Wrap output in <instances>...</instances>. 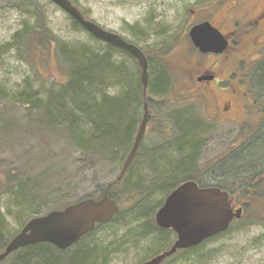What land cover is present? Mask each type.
<instances>
[{
	"label": "rangeland",
	"instance_id": "obj_1",
	"mask_svg": "<svg viewBox=\"0 0 264 264\" xmlns=\"http://www.w3.org/2000/svg\"><path fill=\"white\" fill-rule=\"evenodd\" d=\"M32 1L39 4L45 14L46 25L59 39L73 45L85 43L94 50L104 47L101 42H95L87 31L76 27L69 14L51 1ZM260 1L263 0L72 2L85 13L87 19L106 30L116 32L128 41L135 42L140 48L149 49L160 43L171 44L173 48L168 56L173 73V82L171 81L168 94L170 100L174 106L189 107L212 124L203 134L205 142L202 144L198 162L203 171L201 179L206 185L226 183L240 175L243 172L241 170L227 172L228 167L224 168V164L229 160L227 158L240 143L250 142L258 135L264 136V59L255 61L252 66L250 83L254 89L250 93L251 106L244 109V114L235 103L232 105L233 119H222L214 114L210 106L204 107L201 94L190 91L191 86L195 85L194 76L203 69H209V63L216 58L205 54L198 56L189 48L186 33L192 24L203 19L209 20L222 32H227L230 29L229 24L236 19L233 13L229 15L227 10L233 3L236 6L239 2H248V6L253 8ZM35 22L37 17L32 11L22 10L12 6L7 0H0V46H6L17 32L31 27ZM25 34L26 32L23 36ZM20 43L0 52V86L6 93L0 98V179L6 178V172L14 167L19 169L21 165L29 171L31 177H38L36 185L32 180L28 183V188L32 191L28 193L49 197L58 193L52 191L64 189L65 199L60 204L67 205L87 195L99 198L101 190L117 176L124 161L117 167L105 164L93 170L83 164L80 151L65 142L64 133L52 132L43 127L45 118L40 121V131H34L33 127L27 129L30 123L35 121L31 115L38 114L33 109L28 110L25 104L18 103L15 99L19 98L20 92L26 88L38 90L36 94L45 97L41 86L47 87L50 81L61 82L64 75L54 51L48 49L40 52L33 47L22 50L20 46H25L23 42L22 45ZM113 58L117 62H123L136 74L137 64L127 55L114 52ZM116 91L115 88H106V94L109 96L115 95ZM149 97L154 98L153 95ZM53 135L55 137H52ZM145 136V146L147 138L154 140L156 136L159 137L149 128L146 129ZM135 166L137 171H144L142 162L138 161ZM122 186L117 185L115 196L123 213L109 224L99 226L93 235L80 243L85 248L97 245L105 249L100 261L94 264H139L164 250L173 240L168 239L170 233L142 235L145 234L143 224L146 218L134 209L122 191ZM3 188L4 190L0 189V212L7 222V229L3 232L12 234L21 229L27 221L28 213H25L27 209L17 203L19 197L16 196L19 192H15V189H20L21 186L14 183ZM160 197V194H156L153 199L158 200ZM154 202L156 201H152ZM232 205L234 208H242L236 200L232 201ZM33 206L29 204L31 208ZM164 239L165 241H161ZM165 264H264V220L259 223L234 224L225 234L207 241L199 250L185 255L179 254L167 260Z\"/></svg>",
	"mask_w": 264,
	"mask_h": 264
},
{
	"label": "trees",
	"instance_id": "obj_2",
	"mask_svg": "<svg viewBox=\"0 0 264 264\" xmlns=\"http://www.w3.org/2000/svg\"><path fill=\"white\" fill-rule=\"evenodd\" d=\"M7 1L12 6L32 11L37 17V22L17 32L6 46H0V52H4L5 48L11 46L16 47L19 42H21L20 45L23 42L25 46H20L22 50L26 47H33L40 52L51 49L64 75V80L61 82L50 81L47 87L41 86V92L45 97L38 96L36 94L38 90L26 88L20 92L21 96L15 99L16 102L25 104L28 110L33 109L38 114L31 115L35 121L30 123L27 129L33 127L34 131H40V121L45 118L43 127L52 132L64 133L65 142L80 151L81 160L87 168L94 170L95 167L105 164L117 167L125 160L132 146L146 104L149 113L147 128L159 137L156 136L154 140L147 138L145 146L143 141L146 140V136H144L121 180L114 183L113 179L100 194L102 195L107 187L109 196L116 200L115 188L122 184V191L126 198L129 202L131 201L134 209L146 218L143 224L145 234L142 235L170 233L168 239L173 238L175 234L172 230L156 226L153 221L154 212L162 204L164 197L183 181L193 179L201 186H207L201 179L203 171L198 162L202 144L205 142L203 134L211 128L212 124L189 107L174 106L170 100L168 94L171 81L173 82V73L168 56L173 48L171 44L160 43L154 44L149 49L141 48L148 62V85L144 94L140 81V68L136 60L128 53L101 42L91 35L95 42H101L104 47L94 50L85 43L73 45L64 42L48 28L45 23V14L38 3L32 0ZM80 12L84 17L86 16L83 11ZM70 18L76 27L84 29L76 19L71 16ZM186 38L189 48L193 49L198 56H202L193 47L187 33ZM128 42L136 44L133 41ZM114 52L125 54L132 59L137 64L136 74L123 62L115 61ZM106 88H115L116 94L107 95ZM253 89L254 86L253 88L251 86V90ZM5 94L0 86V98ZM149 95H153L154 98ZM258 136L250 142L236 146L234 152H231L232 155L227 158L228 162L224 164V168L228 167L227 172L238 170L243 172L229 182L215 185L227 190L232 201L236 200L241 204L242 217L234 220L226 231L196 246L179 250L162 264L179 254L185 255L199 250L207 241L225 234L234 224L259 223L264 220V136ZM138 161L143 164L142 172L137 171L135 166ZM258 165L262 167H257ZM19 167V169L14 167L4 174L6 178L0 179V189L4 190L3 186L6 187L7 184L16 183L17 186H21L20 189L16 188L15 192H19L16 196L19 197L18 205L27 209L25 212L28 213L27 221L46 214L54 208L62 209L67 206V203L60 204L65 199L64 189L52 191L58 193L51 194L49 197L28 193L32 192L28 188V183L32 180L36 185L38 177H31L28 170L21 165ZM227 184L229 185L226 187ZM156 194L161 195L158 200L153 199ZM89 197L94 198L92 195H87L81 199ZM152 201L156 202L152 203ZM29 204L34 206L31 208ZM122 213L123 209H119L109 221L97 223L77 243L65 250H59L46 242L37 243L12 252L1 264L97 263L105 249L97 245L85 248L80 243L93 235L99 226L109 224ZM6 223L0 212V252L19 231L4 234L3 231L7 229Z\"/></svg>",
	"mask_w": 264,
	"mask_h": 264
},
{
	"label": "water",
	"instance_id": "obj_3",
	"mask_svg": "<svg viewBox=\"0 0 264 264\" xmlns=\"http://www.w3.org/2000/svg\"><path fill=\"white\" fill-rule=\"evenodd\" d=\"M49 1L76 19L92 37L123 50L134 58L141 70L140 81L145 94L148 84V62L138 46L126 41L116 32L106 30L94 21L84 18L70 0ZM188 36L201 53H222L228 43L218 28L207 20L191 26ZM147 122L148 109L145 104L134 141L114 183L121 180L129 168L144 137ZM118 211L119 205L109 196L106 187L98 199H83L62 209H54L33 217L0 252V264L9 254L28 245L46 242L59 250L67 249L91 231L96 223L109 221ZM241 216L242 208L233 207L226 190L217 186H200L192 179L183 181L165 196L154 216L159 228L174 231L173 242L167 249L140 264H162L178 250L196 246L224 232L233 220Z\"/></svg>",
	"mask_w": 264,
	"mask_h": 264
},
{
	"label": "flooded vegetation",
	"instance_id": "obj_4",
	"mask_svg": "<svg viewBox=\"0 0 264 264\" xmlns=\"http://www.w3.org/2000/svg\"><path fill=\"white\" fill-rule=\"evenodd\" d=\"M227 10L236 17L229 24L230 29L222 32L216 26L226 37L227 47L220 54H205L216 59L209 63V69L194 76L195 85L190 91L201 94L204 107L210 106L216 116L233 119V104L244 114V109L251 106L252 66L255 61L264 59V0L253 8L248 2H239L236 6L233 3Z\"/></svg>",
	"mask_w": 264,
	"mask_h": 264
}]
</instances>
